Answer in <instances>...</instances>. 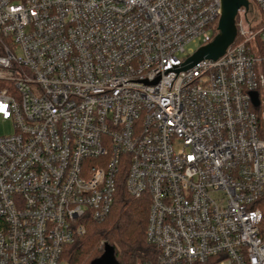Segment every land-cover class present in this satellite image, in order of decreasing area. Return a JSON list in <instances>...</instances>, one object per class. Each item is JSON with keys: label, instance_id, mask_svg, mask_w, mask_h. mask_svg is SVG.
Instances as JSON below:
<instances>
[{"label": "built area", "instance_id": "obj_1", "mask_svg": "<svg viewBox=\"0 0 264 264\" xmlns=\"http://www.w3.org/2000/svg\"><path fill=\"white\" fill-rule=\"evenodd\" d=\"M247 1L222 57L164 75L213 42L221 0H0V264H65L122 179L149 203L142 264H264V0Z\"/></svg>", "mask_w": 264, "mask_h": 264}, {"label": "trees", "instance_id": "obj_2", "mask_svg": "<svg viewBox=\"0 0 264 264\" xmlns=\"http://www.w3.org/2000/svg\"><path fill=\"white\" fill-rule=\"evenodd\" d=\"M148 216L147 199L128 195L122 179L109 216L102 222L87 223L85 234L65 248V264H92L104 254L105 244L114 250L116 264L155 260V251L146 242Z\"/></svg>", "mask_w": 264, "mask_h": 264}, {"label": "water", "instance_id": "obj_3", "mask_svg": "<svg viewBox=\"0 0 264 264\" xmlns=\"http://www.w3.org/2000/svg\"><path fill=\"white\" fill-rule=\"evenodd\" d=\"M221 5L222 15L218 25V35L213 42L198 50L184 64H180L179 66L172 65L171 68L164 70V73L162 74L166 75L168 72H175L178 74L180 71L192 68L202 59L217 60L225 54L226 50L234 42L237 35L235 19L238 10L241 8L248 10L249 3L247 0H221ZM162 74L160 72L151 81L138 80L133 82H141L146 85H156L159 79H161ZM252 97L254 104L258 105V95L253 94ZM92 264H116L114 250L108 244H105L104 254Z\"/></svg>", "mask_w": 264, "mask_h": 264}, {"label": "rangeland", "instance_id": "obj_4", "mask_svg": "<svg viewBox=\"0 0 264 264\" xmlns=\"http://www.w3.org/2000/svg\"><path fill=\"white\" fill-rule=\"evenodd\" d=\"M188 48H192L193 50H196L197 46L192 44ZM17 55H18V57H21L20 52H18ZM13 134H14V128H13L12 122L11 121H3L0 118V136H9V135H13ZM101 245H102V243H101Z\"/></svg>", "mask_w": 264, "mask_h": 264}]
</instances>
